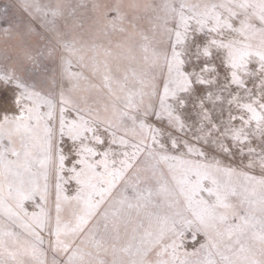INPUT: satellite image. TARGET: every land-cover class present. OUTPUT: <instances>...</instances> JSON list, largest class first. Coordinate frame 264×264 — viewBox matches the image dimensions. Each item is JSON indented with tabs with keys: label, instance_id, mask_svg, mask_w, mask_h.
<instances>
[{
	"label": "snow or ice",
	"instance_id": "1",
	"mask_svg": "<svg viewBox=\"0 0 264 264\" xmlns=\"http://www.w3.org/2000/svg\"><path fill=\"white\" fill-rule=\"evenodd\" d=\"M0 264H264V0L5 6Z\"/></svg>",
	"mask_w": 264,
	"mask_h": 264
},
{
	"label": "rangeland",
	"instance_id": "2",
	"mask_svg": "<svg viewBox=\"0 0 264 264\" xmlns=\"http://www.w3.org/2000/svg\"><path fill=\"white\" fill-rule=\"evenodd\" d=\"M128 2V0H126ZM15 0H0V12L3 11L5 6L14 4ZM8 17L14 24H20L23 23L26 19V14L21 12L20 10L10 7L8 10Z\"/></svg>",
	"mask_w": 264,
	"mask_h": 264
}]
</instances>
